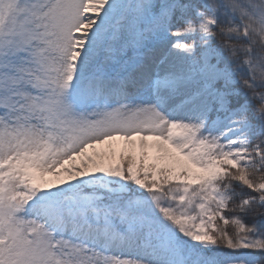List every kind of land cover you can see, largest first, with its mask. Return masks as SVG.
Instances as JSON below:
<instances>
[{
	"label": "snow or ice",
	"instance_id": "snow-or-ice-1",
	"mask_svg": "<svg viewBox=\"0 0 264 264\" xmlns=\"http://www.w3.org/2000/svg\"><path fill=\"white\" fill-rule=\"evenodd\" d=\"M0 264H264V0H0Z\"/></svg>",
	"mask_w": 264,
	"mask_h": 264
}]
</instances>
